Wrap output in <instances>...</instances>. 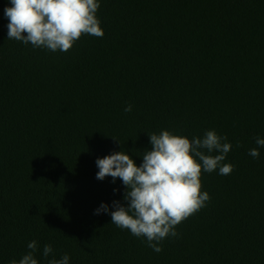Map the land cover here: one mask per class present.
<instances>
[{
  "label": "trees",
  "instance_id": "16d2710c",
  "mask_svg": "<svg viewBox=\"0 0 264 264\" xmlns=\"http://www.w3.org/2000/svg\"><path fill=\"white\" fill-rule=\"evenodd\" d=\"M99 3L103 37L51 52L7 39L0 0V264L33 240L38 264H264V147L248 155L264 139V0ZM165 129L226 136L234 170L202 171L210 200L157 253L94 214L125 203L95 161L123 150L139 166Z\"/></svg>",
  "mask_w": 264,
  "mask_h": 264
},
{
  "label": "clouds",
  "instance_id": "9594fccd",
  "mask_svg": "<svg viewBox=\"0 0 264 264\" xmlns=\"http://www.w3.org/2000/svg\"><path fill=\"white\" fill-rule=\"evenodd\" d=\"M9 2L11 7L3 10L8 18L7 39L51 52H67L82 34L97 38L104 35L96 15L99 0ZM124 111L131 112L132 105L125 106ZM147 135L151 149L142 153L139 166L123 150L96 159V179L111 177L114 183L119 178L124 186L125 203L112 201L114 210L110 211L109 205L102 202L94 214L110 215L112 224L135 237L145 238L148 246L159 253L163 250L160 242L177 236L176 226L210 200L207 192H201L202 171L218 170L220 175H229L234 170L232 164L224 162L232 145L215 130H206L202 137L194 136L191 140L166 129ZM255 143L258 147L249 149L248 155L259 158L264 139L256 137ZM27 248L30 251L18 261L11 259L9 264H38L34 255L37 242H29ZM51 253L52 246L45 244L43 257ZM48 264H69V256L64 254L59 259L53 256Z\"/></svg>",
  "mask_w": 264,
  "mask_h": 264
}]
</instances>
